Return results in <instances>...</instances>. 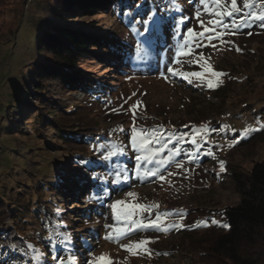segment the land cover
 <instances>
[{"label": "rangeland", "instance_id": "rangeland-1", "mask_svg": "<svg viewBox=\"0 0 264 264\" xmlns=\"http://www.w3.org/2000/svg\"><path fill=\"white\" fill-rule=\"evenodd\" d=\"M242 4L243 0H238V6L242 7ZM261 4L264 0H257L255 8L243 11H259ZM184 5L182 12L175 13L178 17L172 22L171 34L169 31L165 38L163 33L167 43L160 52L157 48L151 50V36L136 37L133 34L135 30L147 33L141 29L152 22L153 13H157L155 8L143 18L147 25L135 24L134 18V27H127L109 12L94 16L64 13L61 0H0V205H4L0 206V210H4L0 213V264H33L32 258L36 254L29 250L28 239L15 230L7 212L11 208L23 212V206L33 210L38 202H45L42 206H47L54 215L56 227L65 229L62 234L83 236L87 249L73 243L66 248L70 252L61 250L49 260L44 248L35 243L33 248L40 254L36 264H60L61 259L67 264L69 255L75 257V264H85L102 254H106L113 264L215 263L216 258L206 251L209 239L224 231L222 213L237 205L240 199L232 188L229 171L247 172L253 164L264 159V128H260L264 125V26L237 14L233 19H247L246 27L233 30L235 34L212 39L210 43L203 40L202 46H192L190 55L176 58L177 44H183L182 37L187 28L196 33L203 31L195 16L197 10L201 12L202 20L209 19L199 0H185ZM181 17L186 22L177 31L176 21ZM225 23L231 21L225 18ZM59 26L87 30L108 39L115 48L113 53L95 49L78 63L90 85L97 80L108 87L102 93L104 105L98 110L83 105L84 88L71 93L59 91L52 85L49 89V93L54 94L53 100L60 99L65 107V112L57 111L53 119L67 124L71 122L72 112L80 118L86 131L96 127L94 131L104 132L105 141L84 148L86 156L91 159L102 149H106L102 155H107L112 145H119L135 158L130 144L134 118L137 129L158 128L164 137L159 144L151 145L162 150L154 156L152 163L144 162L146 167L143 166L141 171L145 176L146 170H158L164 179L150 175V179L132 184L129 189L99 203L100 217L85 221L79 219L81 212L72 208L75 201H82L78 208L88 214L98 204L86 196L91 187L88 176L80 167L72 168L71 154L80 151L79 146L57 141L53 129L37 130L31 124L28 126L29 120L37 119V106L29 99L30 106L22 107L25 84L39 70V64L48 62L35 51V43L44 30ZM127 55H131V63L135 64L132 68L124 66L123 58ZM173 59L179 60L172 65L175 70L201 72L202 80L189 77L193 80L189 84L170 74L168 80L161 78V72L166 73V66ZM205 67L223 75L212 77ZM208 79L214 81L211 89L207 87ZM76 105L84 108L73 111ZM10 123L14 125L9 126ZM257 128L260 130L256 131ZM194 129L204 131L193 132ZM170 133L173 140H168ZM251 135L252 141L242 142ZM181 136L188 142L180 140ZM193 138L197 140L195 145L190 142ZM107 139L110 143L105 145ZM177 149L179 155L171 156ZM170 156L169 163H158L169 160ZM178 163L182 166L177 167ZM64 177L79 184L72 189L76 195L81 194L80 198L76 196L77 200L70 199L68 193L71 191L63 192L66 189ZM126 179L125 176L120 178ZM112 204L117 205L118 213L132 210L135 205L150 207V212H142L132 219L154 220L159 214L162 226L181 224L183 227L168 232L152 228L136 230L118 242H110L105 237L112 233V228L106 225L126 226L123 217L119 224L113 220ZM181 211L183 216L178 215ZM164 213L171 215L165 217ZM27 219L36 226H26V230L32 227L35 230L25 233L42 232L36 218L29 216ZM142 240L152 243L132 251L125 250V246ZM253 253L260 259V264H264V239Z\"/></svg>", "mask_w": 264, "mask_h": 264}, {"label": "trees", "instance_id": "trees-1", "mask_svg": "<svg viewBox=\"0 0 264 264\" xmlns=\"http://www.w3.org/2000/svg\"><path fill=\"white\" fill-rule=\"evenodd\" d=\"M184 2L185 0L178 2L179 7L183 10ZM61 5L64 13L69 12L75 16H94L98 13L109 12L117 18L119 23H124L127 27H134L132 25L134 18H136L135 24H142L143 18L150 13L151 9L155 8L154 10H157V13L152 14V22H149L145 29H141L147 30V33L141 34L139 30H135L133 34L136 37L151 36L149 39L151 50L154 51L157 48L160 52H162L161 48L167 43L164 37L166 38L169 31L171 34L172 22L178 17L170 11L171 4L169 0H154L152 3L151 0H61ZM141 43L144 46L146 45V43ZM95 49H105L108 53H113L115 50L108 39L101 38L99 35L84 29L59 26L53 27L52 30H44L35 43V51L40 56H44L48 62L39 64V70L25 84V90L22 92L24 98L22 99L23 108L26 109V106H30L28 104L29 99H32L37 106L35 110L37 119L29 120L28 126L31 124L37 130L53 129L57 141L65 145L79 146L80 148V151L77 150L75 154H71L72 168L80 167L83 174L85 173L88 176L87 179L90 181L91 187L86 196L98 204L88 214V211L78 208L82 201H75L72 208L81 212L79 219L83 221L101 216L100 202L129 189L132 184L141 183L152 177L141 175L143 166L146 167V165L142 163L138 167L135 158L126 149H124L123 155L113 157L107 161L101 157L104 156L101 152L106 149H102L91 159L86 156L84 148L97 146L100 142L105 141L104 132L94 131L96 127L93 130L89 127L88 129L91 131H86L85 125L80 121L77 114L73 115L70 112L72 118L70 119L71 122L67 124L53 119L57 111L65 112L63 110L65 107L61 105L60 99L53 100L54 94L49 93L52 86H55L59 91L64 92L67 90L70 93L84 88L86 99L83 105H87L89 108L93 107L95 110L104 105L102 93L108 90L107 85L96 79L90 85L84 72L78 67L80 59L93 54ZM130 57L131 55L125 56L123 62L124 66L132 68L135 64L131 63ZM82 108L84 107L76 105L73 111ZM44 109L45 114H42ZM13 125V123L9 124V126ZM180 130L183 131V127ZM168 138V140H173L174 136L170 133ZM253 139V135H251L243 139L242 142L252 141ZM107 143H110V141L104 142L105 145ZM147 172L146 170L145 174ZM117 173H120L119 177ZM123 176L127 179L122 181L120 178ZM228 176L234 192L239 195L240 199L237 205L223 211L222 226L224 231L209 239L206 251L210 256L216 258L214 264H260V259L253 252L259 246L261 240L264 239V159L253 164L247 172L230 170ZM116 180H119V182L113 183ZM63 181L66 187L63 192L66 190L67 192L71 191L68 193L70 199L77 200L76 196L81 197V194L76 195L72 191L73 188L79 185L75 180L64 177ZM41 190L43 191V189ZM43 203L45 204V202ZM44 204L38 202V206L33 210L23 206V212L12 208L9 212L6 210L11 216L15 230H19L20 235L28 239V246H32V249H29L32 254H36V251H33L35 243H39L40 248H44V254L48 255L49 260L56 252L61 250L70 252L66 248L73 243L84 245L86 250L87 245L83 236L74 237L62 234V231H65L62 227H59L60 237L67 235L70 237V242H60V238H57L53 243L49 242L48 236L56 228V225L53 219L54 215L47 206H42ZM1 205L3 204L1 203ZM2 210H0V213L4 212ZM29 216L36 218V223L42 230L41 233H35L34 235L25 233L26 231L35 230L33 227L26 230V226H36L29 223L27 219ZM225 225L228 227H224ZM70 230L72 231V229Z\"/></svg>", "mask_w": 264, "mask_h": 264}, {"label": "snow or ice", "instance_id": "snow-or-ice-1", "mask_svg": "<svg viewBox=\"0 0 264 264\" xmlns=\"http://www.w3.org/2000/svg\"><path fill=\"white\" fill-rule=\"evenodd\" d=\"M171 4L170 11L173 13H180L182 12V9L178 5V0H169ZM200 5L204 9V15H207L209 19L205 22L201 19V12L197 10L195 16L196 19L200 21V26L203 28L202 32L196 33L192 28H187L186 32L183 34V44H177V51L175 52V57L179 58L180 56H187L190 55L193 51V45L196 47L202 46L201 42L203 40H208L209 43L212 39H220L223 35L226 34H235L236 29L243 28L247 26V19H233L234 16L237 14H240L244 17L250 18L253 22H261L262 26H264V4L260 5L259 11H254L252 13L244 12L243 9L253 7L255 8L257 6V0H243L242 7L238 6V0H199ZM225 18H228L231 23H225ZM185 18L181 17L176 21V30H179L180 25L185 24ZM143 25H147V21H142ZM218 29L220 31H218ZM208 33L209 35H205ZM139 34V33H137ZM184 48L187 49L186 51H181L180 49ZM179 63L178 59H173L167 66H166V73L161 72V78L168 80L169 74L171 77H181L189 84H192L193 80L189 77H194L198 80H202L203 73L201 72H178L173 68V64ZM205 71L210 73L212 77H218L220 75H223L222 73L214 72L210 68L205 67ZM207 87L213 88L214 87V81L212 79L207 80ZM260 128H264V125H260ZM260 128L255 129L256 131H259ZM120 131H124L121 129ZM131 136H130V144L132 150L136 153L135 155V161L136 165L139 167L142 163H152L153 158L155 155H157L162 149H154L151 147V145L159 144L161 139H163V133L159 131L158 128L153 129H145L140 128L137 129L135 127V118L133 127L130 130ZM204 129L196 130L194 129L193 132H203ZM245 135L247 132L244 133ZM180 140L188 142L184 136L179 137ZM194 145L197 143V140L195 138L191 139L190 141ZM124 154V148L120 147L119 145H112L110 149L107 152V155L103 156V159L105 161L112 159L113 157L121 156ZM211 155V152L208 153ZM179 155V150L177 149L175 152L171 154V156ZM194 155V154H191ZM171 156L169 157V160H160L158 163L160 165H165L170 162ZM179 163L177 164V167H181ZM221 171L224 170L223 162H221ZM120 173H117V176L119 177ZM146 175H152V176H159V179L163 180L164 177L162 175H159L158 170H151L150 172H147ZM169 175H172V173H169ZM119 180L113 181V183H118ZM128 196H133V193H128ZM120 203V202H117ZM113 212V220H116L117 223H120V217H123L126 226L125 227H117L115 225H106V227L112 228V233L105 237V239L109 240L110 242H118L120 239L125 238L129 235L130 232L141 230V229H155L156 231H163L168 232L171 229H177L183 227L181 224H168L166 226H162L163 222L161 220V216L158 214L156 215V218L154 220L147 219L146 221H142L140 219H132L133 216H139L142 212L148 211L150 212V207H145L141 205H135L132 207V210L128 211H120L117 212V205L112 204L110 205ZM57 215H59V210H57ZM171 213H164V216H170ZM178 215L183 216V212L181 211L178 213ZM212 223H216V221H212ZM224 227H228L225 225ZM57 238H60V242H70V237L65 235L63 237H60L59 233V227H56L52 233L49 234L48 240L50 243H53L56 241ZM148 243H152V241H140L137 244L125 246V250L132 251L133 248H139L142 245H146ZM29 249H32V246H28ZM33 251H35L33 249ZM33 264H36L37 261L40 259V254L37 252L35 256H33ZM60 264H65V261L63 259L60 260ZM67 264H75V257L72 255H69L67 258ZM85 264H113L112 260L106 255L102 254L99 257H93V259L86 261Z\"/></svg>", "mask_w": 264, "mask_h": 264}]
</instances>
